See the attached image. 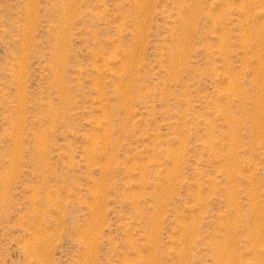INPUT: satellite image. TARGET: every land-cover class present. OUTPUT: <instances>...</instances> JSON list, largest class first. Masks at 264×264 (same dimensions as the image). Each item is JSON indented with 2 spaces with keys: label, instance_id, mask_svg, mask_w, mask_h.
Here are the masks:
<instances>
[{
  "label": "rangeland",
  "instance_id": "374dc122",
  "mask_svg": "<svg viewBox=\"0 0 264 264\" xmlns=\"http://www.w3.org/2000/svg\"><path fill=\"white\" fill-rule=\"evenodd\" d=\"M229 262L264 264V0H0V264Z\"/></svg>",
  "mask_w": 264,
  "mask_h": 264
},
{
  "label": "bare ground",
  "instance_id": "6f19581e",
  "mask_svg": "<svg viewBox=\"0 0 264 264\" xmlns=\"http://www.w3.org/2000/svg\"><path fill=\"white\" fill-rule=\"evenodd\" d=\"M162 208V207H161ZM181 226V225H180ZM185 233V232H184ZM186 237V236H185ZM186 239V238H185ZM225 240V239H224ZM187 244V243H186ZM186 246V245H185ZM185 251H186V249H185ZM227 251H228V249H227ZM224 252V251H223ZM228 254V253H227ZM186 255V254H185ZM227 262V261H226ZM229 264H230V262H229Z\"/></svg>",
  "mask_w": 264,
  "mask_h": 264
}]
</instances>
